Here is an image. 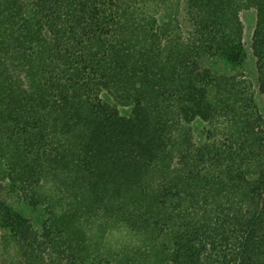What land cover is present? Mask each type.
<instances>
[{
  "label": "trees",
  "instance_id": "trees-1",
  "mask_svg": "<svg viewBox=\"0 0 264 264\" xmlns=\"http://www.w3.org/2000/svg\"><path fill=\"white\" fill-rule=\"evenodd\" d=\"M244 10L264 96V0H0L15 264H264V126L252 82L227 73Z\"/></svg>",
  "mask_w": 264,
  "mask_h": 264
},
{
  "label": "rangeland",
  "instance_id": "rangeland-1",
  "mask_svg": "<svg viewBox=\"0 0 264 264\" xmlns=\"http://www.w3.org/2000/svg\"><path fill=\"white\" fill-rule=\"evenodd\" d=\"M26 2H31L32 0H24ZM177 0H175L176 2ZM180 18V25L181 27L189 31L191 26L189 24V20L186 14L185 5L182 3V13ZM241 21L244 26V36H243V46L242 49L244 51L245 59L243 64L238 67L237 69L228 70L227 73L230 74H244L246 79L249 82H252V91H253V98H254V106H256V114L262 121L264 126V96H262L258 91V84H257V71H256V59L252 54L251 50V43L252 37L256 26V12L254 10H244L241 14ZM223 68H220V72L226 70L224 65H220ZM207 126L204 121L197 125L198 128H203ZM12 187V183L9 181L8 178V169L5 165V162L0 157V188L4 191V195H7L10 192V188ZM18 195L17 193H15ZM15 198V199H14ZM18 200V196H15L11 199V201ZM19 213L22 214L26 218L32 219L35 224V227L39 229L45 222L46 216L41 210H32L27 208L26 206H21L18 208ZM105 234L95 233L92 235V239L90 241V250H101L103 247V243L105 240H116L119 238L120 234H124L118 230H110L107 231ZM3 235V234H1ZM4 238L2 239L3 246L0 248V264H15L19 259V250L14 242V240L9 236V234H4ZM98 248V249H97ZM94 251V252H95ZM97 264H107L104 261L97 263Z\"/></svg>",
  "mask_w": 264,
  "mask_h": 264
}]
</instances>
